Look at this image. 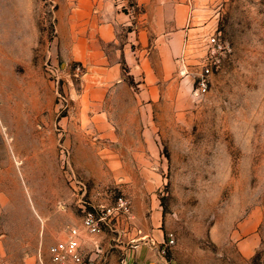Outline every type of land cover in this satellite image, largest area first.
I'll return each instance as SVG.
<instances>
[{"label": "rangeland", "instance_id": "374dc122", "mask_svg": "<svg viewBox=\"0 0 264 264\" xmlns=\"http://www.w3.org/2000/svg\"><path fill=\"white\" fill-rule=\"evenodd\" d=\"M6 2L0 0L2 11ZM33 2L46 46L44 83L39 85L42 97L28 102V116L20 121L38 131L29 134L34 140L26 156L35 155L37 139L43 142V194L50 212L46 215L52 217L53 208L60 209V226L54 237L46 238L43 263L72 264L69 259L52 261L48 247L75 226L88 256L97 253L123 264L120 227L88 234L81 225L86 210L123 197L135 218L151 221L152 236L140 247L147 255L153 249L159 260L141 263L264 264V0H196L206 27L201 32H219L224 41L220 66L206 92L191 90L184 100L159 101L136 110L129 119L139 130L140 149H109L97 142L93 131L84 148L65 143L64 127L80 125L77 114L72 115V92L85 68L79 62L83 66L79 76L62 69L76 61L66 62L51 52L57 40L54 3ZM49 61L60 69L58 85L46 69ZM11 71L20 70L4 68L3 78L8 74L12 78ZM57 91L65 100H59ZM120 112L118 119L126 120L124 105ZM94 123L98 122L85 120L82 127L92 130ZM124 136L130 138L131 133ZM112 156H120L122 163H111ZM129 156L139 163H128ZM79 159L85 163L77 164Z\"/></svg>", "mask_w": 264, "mask_h": 264}, {"label": "crops", "instance_id": "0c3cea01", "mask_svg": "<svg viewBox=\"0 0 264 264\" xmlns=\"http://www.w3.org/2000/svg\"><path fill=\"white\" fill-rule=\"evenodd\" d=\"M52 1L57 40L51 52L85 68L72 92V115L77 114L80 125L64 127L65 143L84 148L93 131L97 142L108 144L109 149H140L139 130L129 119L137 115L136 110L159 101L184 100L191 92L192 75L186 73L191 67L185 66L190 60L181 58L188 51L186 39L206 29L196 0ZM33 5V0H8L3 11L0 6V40H5L0 42V264H15V260L44 264L46 238L54 237V229L60 226L59 208H53L52 217L46 215L43 142L37 139L35 155L26 156L34 140L29 134L38 131L20 121L28 116V102L42 97L39 85L44 83L46 46ZM3 57L8 61L5 66ZM4 68L20 71L3 78ZM123 105L124 121L118 119ZM91 119L98 122L92 130L82 127V121ZM125 133H131L130 138ZM110 162L121 164V157L112 156ZM84 163L77 160L79 165ZM133 212L132 208L129 221L118 224L122 256L128 262L159 260L153 249L147 255L140 247L145 237L152 236L151 221L139 220ZM83 239L81 234L82 247Z\"/></svg>", "mask_w": 264, "mask_h": 264}, {"label": "built area", "instance_id": "2783aa9c", "mask_svg": "<svg viewBox=\"0 0 264 264\" xmlns=\"http://www.w3.org/2000/svg\"><path fill=\"white\" fill-rule=\"evenodd\" d=\"M56 31L55 29L53 30ZM188 51L182 56V61L190 60L185 66L191 67L186 73H191L192 86L191 90L195 94H202L207 91L211 82V75L218 70L221 62L225 44L219 35V32H197L195 35L186 39V47ZM46 69L52 80L58 85L60 69L52 62L46 64ZM68 73L79 76L83 73V66L79 62L68 64L62 68ZM59 100H65V97L57 91ZM132 209L129 202L120 197L114 204H102L94 206L93 209L86 210L82 215L81 225L87 233H98L103 229H115L118 224L131 217ZM80 231L77 227L71 226L64 238H59L49 245L50 258L54 262H63L69 259L72 264H113L102 255L90 254L89 256L83 250L80 242ZM172 242L168 239L165 245ZM165 251V246L161 249ZM99 255V256H98ZM98 258V261L95 259ZM123 264H148L141 262H126Z\"/></svg>", "mask_w": 264, "mask_h": 264}]
</instances>
